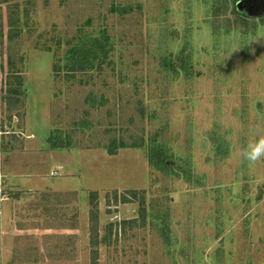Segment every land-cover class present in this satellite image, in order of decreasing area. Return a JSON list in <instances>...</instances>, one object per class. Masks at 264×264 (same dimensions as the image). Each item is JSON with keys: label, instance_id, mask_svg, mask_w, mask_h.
Returning <instances> with one entry per match:
<instances>
[{"label": "rangeland", "instance_id": "obj_1", "mask_svg": "<svg viewBox=\"0 0 264 264\" xmlns=\"http://www.w3.org/2000/svg\"><path fill=\"white\" fill-rule=\"evenodd\" d=\"M257 138L264 0H0V264H264Z\"/></svg>", "mask_w": 264, "mask_h": 264}, {"label": "clouds", "instance_id": "obj_2", "mask_svg": "<svg viewBox=\"0 0 264 264\" xmlns=\"http://www.w3.org/2000/svg\"><path fill=\"white\" fill-rule=\"evenodd\" d=\"M264 157V139L257 138L245 146L243 158L248 162H255Z\"/></svg>", "mask_w": 264, "mask_h": 264}, {"label": "crops", "instance_id": "obj_3", "mask_svg": "<svg viewBox=\"0 0 264 264\" xmlns=\"http://www.w3.org/2000/svg\"><path fill=\"white\" fill-rule=\"evenodd\" d=\"M4 201H6V200H4ZM14 211L15 210H11L10 204H7L5 206H2V205L0 206V222H1L2 228L4 230H5V227L8 226V223H9V225L12 224L11 218L13 217V212ZM8 231H9V229H8ZM6 234H7V232H3V234H2V236H3L2 239L3 240H0V245L3 246L4 249L6 248V245H7V242H8V241L5 240ZM9 244L12 245L11 243H9ZM12 246H13L12 248L15 250L16 247L14 245H12Z\"/></svg>", "mask_w": 264, "mask_h": 264}, {"label": "trees", "instance_id": "obj_4", "mask_svg": "<svg viewBox=\"0 0 264 264\" xmlns=\"http://www.w3.org/2000/svg\"><path fill=\"white\" fill-rule=\"evenodd\" d=\"M101 42L99 41V40H95V42H93V44L91 45V48L89 49V50H87V51H90V54H93V56L95 57L94 59H99L100 58V56L97 54V53H95L94 52V49H95V47L96 48H101V49H103L102 47H103V45L102 44H100ZM78 52V53H77ZM76 53H77V55H75L77 58L79 57V56H90V54H87V53H84L83 51H80V50H77L76 51ZM85 57H83L84 59H85ZM77 66L76 65H72V66H69L68 67V71H75L77 68H76ZM81 67H84V66H81ZM90 67H94V64H91V65H89V68ZM51 141H53V139L51 138ZM120 147H125V144H119L117 147H115V148H113V147H110L109 148V153L110 154H115L116 153V151H117V148H120Z\"/></svg>", "mask_w": 264, "mask_h": 264}]
</instances>
